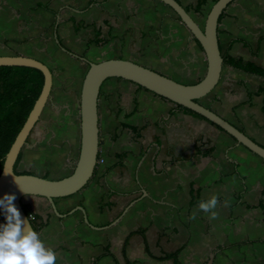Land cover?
<instances>
[{
    "label": "crops",
    "instance_id": "crops-1",
    "mask_svg": "<svg viewBox=\"0 0 264 264\" xmlns=\"http://www.w3.org/2000/svg\"><path fill=\"white\" fill-rule=\"evenodd\" d=\"M177 1L191 8L189 15L203 28L212 1L201 14L193 10L196 0ZM75 26L80 30L75 32ZM217 37L222 58L264 67V0H233L219 18ZM23 41L51 44L52 52L65 59L53 70L49 106L56 119L46 126L58 143L70 140V162L56 161L64 171L74 168L79 155L85 63L60 45L92 62L131 60L181 84L198 82L207 68L199 42L158 0H0V55L45 63L15 50L12 43ZM260 86L261 78L223 64L217 85L200 103L264 147L262 99L248 96ZM97 112L103 162H97L85 187L55 200L60 215L44 197L21 199L39 216L38 234L55 251L56 264H93L105 246L111 255L97 264H174L154 259L147 250L159 256L182 245L180 264H264L262 158L204 118L125 79L102 83ZM122 124L136 127L138 137ZM40 141L26 142L17 168L50 179L64 177L48 174L53 150ZM60 149L54 146L56 154ZM119 153H126L120 161ZM37 162H48V168ZM191 184L199 189V200L218 197L217 219L199 210L198 202L189 204ZM194 212L196 219H189Z\"/></svg>",
    "mask_w": 264,
    "mask_h": 264
},
{
    "label": "water",
    "instance_id": "water-1",
    "mask_svg": "<svg viewBox=\"0 0 264 264\" xmlns=\"http://www.w3.org/2000/svg\"><path fill=\"white\" fill-rule=\"evenodd\" d=\"M158 1L171 8L192 36L199 42L207 62L205 75L194 84H181L160 72L131 60L110 58L92 62L85 57L67 51L60 45L63 51L81 59L87 66L82 80L79 101V155L72 172L62 178L50 179L35 173L16 174L14 171L17 157L25 146L27 138L49 100L54 76L53 70L42 61L29 56L0 55V66L34 68L43 74L41 92L6 153L0 173V198L6 193L14 194V205L20 211L22 218L31 227L32 224L21 206V199L26 196L25 192L28 195L44 197L48 200L54 212L60 215L56 210L55 200L79 192L92 177L97 166L99 149L97 101L101 85L108 78H121L133 82L176 105L200 115L232 137L237 144L244 146L264 160V147L250 139L245 133L199 101L215 88L220 79L223 58L218 44L217 26L221 14L233 0H216L213 2L206 15L203 28L197 25L177 0ZM54 36L58 44L56 34ZM78 209L84 213V221L88 223L84 209L82 207H78ZM0 212L6 222L4 209L0 208Z\"/></svg>",
    "mask_w": 264,
    "mask_h": 264
},
{
    "label": "trees",
    "instance_id": "trees-1",
    "mask_svg": "<svg viewBox=\"0 0 264 264\" xmlns=\"http://www.w3.org/2000/svg\"><path fill=\"white\" fill-rule=\"evenodd\" d=\"M211 1L213 3L216 0H211ZM206 3L207 0H196V5L193 8L194 12L201 14L202 8ZM37 7H43V6L38 4ZM185 9L188 13L191 10L190 7H187ZM80 28L81 27L75 26L74 28L75 32L79 31ZM262 40H264V37L262 38ZM223 64H226L235 69L242 70L246 73L261 78L262 86H260L252 94L249 92L248 96L251 95L261 96L262 110L264 111V67H261L252 62H243L241 59H235L229 57L226 58L224 56H223ZM42 86H43V74L39 70L28 67L0 66V173L3 167L5 155L8 152L11 144L13 143L17 133L23 126L29 112L31 111L36 99L38 98L41 92ZM177 106L189 114H192L199 118H203L200 115L186 108H183L179 105ZM122 128H125L128 131H130L135 138L138 137L139 133L136 127L127 124H122ZM125 155L126 153H119L116 154V158L120 161L125 157ZM20 159H21V152L19 153L14 165L15 173L33 174L32 172L29 171H21L17 169ZM97 160H99V154L97 156ZM43 177L47 178V175H44ZM198 191L199 189L191 184V188H190L191 198L189 201L190 205H193L199 201ZM21 206L28 218L30 214L33 215L34 218L29 220L32 224L33 230L38 232L39 225L36 224V220L39 219V216L33 214L32 211L23 203H21ZM2 223H5V221L0 212V224ZM130 236L131 234H129L125 239V244L123 245L122 248L123 257H125L126 241ZM184 247L185 245H182L172 252H167L159 256H152L148 252V250H147V254L159 261L171 260L174 264H180L178 257L180 252L184 249ZM108 248H109L108 246H105L104 251L94 259L93 264H97V262L102 257L111 255ZM115 263L117 264L116 260ZM127 264H133V263L127 261Z\"/></svg>",
    "mask_w": 264,
    "mask_h": 264
},
{
    "label": "clouds",
    "instance_id": "clouds-1",
    "mask_svg": "<svg viewBox=\"0 0 264 264\" xmlns=\"http://www.w3.org/2000/svg\"><path fill=\"white\" fill-rule=\"evenodd\" d=\"M25 195L28 194L25 192ZM14 200L15 195L7 193L0 198V208L4 209L6 219L5 223L0 224V264H56L55 251L47 246L38 232L22 218L13 203ZM218 204L219 199L213 194L206 200H199L198 208L209 213L210 219H217L218 213L215 209ZM228 204L229 201L225 200L224 205ZM189 219H196L195 212Z\"/></svg>",
    "mask_w": 264,
    "mask_h": 264
},
{
    "label": "rangeland",
    "instance_id": "rangeland-1",
    "mask_svg": "<svg viewBox=\"0 0 264 264\" xmlns=\"http://www.w3.org/2000/svg\"><path fill=\"white\" fill-rule=\"evenodd\" d=\"M212 5V3L210 2L208 8H210V6ZM13 47L15 48V50H21V51H25V52H29V54H33V55H37L40 58L44 59L46 65L48 67H50L52 70H54V72L56 73L58 68L60 67V62L61 60H65L64 58H62V55H58V53L56 52H52L53 47L52 45H47L45 42H14L12 43ZM14 50V51H15ZM67 67H70L69 65H66ZM83 67V76L87 70V66L86 65H82ZM50 100V99H49ZM49 103V104H48ZM48 105H46L40 115V118L38 120V122L36 123V125L34 126V128L32 129L27 141H29V139L33 140L35 137H38L39 140H41V144L44 143L47 147H51V148H47L48 150H53L51 151V154H49V158L50 160L53 161L54 165L51 166L49 169L48 166V162H43V164H41L42 162H37L38 167L45 165V168L47 169V172L49 175H55V176H66L69 175L73 168L70 165L69 170L64 171L63 166L58 165L57 164V160L61 161L65 159H69L68 162H70V156H71V148L69 145V139L67 141H62L60 140L58 143V138H54L53 134L51 133H47L48 128L51 126V124H53L52 122H54V120L56 119L55 114L53 113V111L51 110V107L49 106L51 103V100L48 101ZM48 128H47V127ZM53 137V138H51ZM65 138V137H64ZM65 140V139H64ZM56 142V143H55ZM59 144V146H61L60 152H58V154H56V150H54V146ZM50 152V151H49ZM53 153V154H52ZM63 162V161H62ZM61 163V162H60ZM18 169V168H17ZM19 170V169H18ZM39 170V168H36V171ZM50 170V171H48ZM51 172V173H50Z\"/></svg>",
    "mask_w": 264,
    "mask_h": 264
},
{
    "label": "built area",
    "instance_id": "built-area-1",
    "mask_svg": "<svg viewBox=\"0 0 264 264\" xmlns=\"http://www.w3.org/2000/svg\"><path fill=\"white\" fill-rule=\"evenodd\" d=\"M97 162H98V163H102V162H103V160L99 159V160H97ZM33 218H34V217H33V215H32V214H30V215H29V219H33Z\"/></svg>",
    "mask_w": 264,
    "mask_h": 264
}]
</instances>
